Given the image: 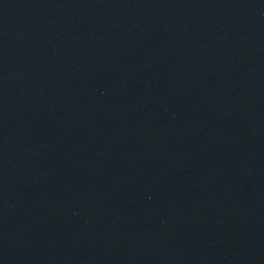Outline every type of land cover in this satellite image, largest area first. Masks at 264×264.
<instances>
[{
    "label": "water",
    "instance_id": "water-1",
    "mask_svg": "<svg viewBox=\"0 0 264 264\" xmlns=\"http://www.w3.org/2000/svg\"><path fill=\"white\" fill-rule=\"evenodd\" d=\"M0 264H264V0H0Z\"/></svg>",
    "mask_w": 264,
    "mask_h": 264
}]
</instances>
